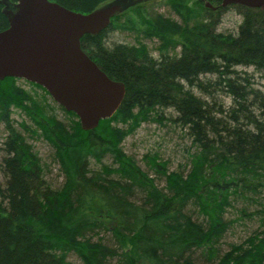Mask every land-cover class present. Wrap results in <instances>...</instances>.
<instances>
[{"label": "trees", "instance_id": "trees-1", "mask_svg": "<svg viewBox=\"0 0 264 264\" xmlns=\"http://www.w3.org/2000/svg\"><path fill=\"white\" fill-rule=\"evenodd\" d=\"M50 1L87 13L108 0ZM221 2L168 0L182 24L150 16L139 3L98 34L83 35V51L125 86L119 108L94 129L82 130L72 112L49 104L42 87L25 81L41 90L37 98L20 79L0 80V124L7 131L0 142V264H66L70 252L83 264H112L113 258L117 264H197L196 253L206 255L207 264H264V220L224 253L217 246L231 200L264 192V91L238 69L264 74V5ZM3 8L0 2V31L8 26ZM228 10L241 17L234 33L216 29ZM112 31L135 34L137 45L109 44ZM139 36L158 42L157 57ZM57 109L69 123L56 118ZM14 110L35 126L21 123L24 131L54 148L61 187L46 181L38 154L12 125ZM164 119L183 129L193 151L187 170L170 171L157 153L144 155L164 181L159 187L121 143L142 123ZM106 155L111 165L102 162ZM104 235L113 246L102 242Z\"/></svg>", "mask_w": 264, "mask_h": 264}, {"label": "water", "instance_id": "water-1", "mask_svg": "<svg viewBox=\"0 0 264 264\" xmlns=\"http://www.w3.org/2000/svg\"><path fill=\"white\" fill-rule=\"evenodd\" d=\"M7 1V0H6ZM150 0H108L87 13L50 0L4 3L8 26L0 31V80L23 79L42 87L83 130L98 126L119 108L125 94L121 81L110 79L83 51L80 38L106 29L111 18ZM250 8L264 0H222L221 5ZM208 8H213L205 3Z\"/></svg>", "mask_w": 264, "mask_h": 264}, {"label": "rangeland", "instance_id": "rangeland-1", "mask_svg": "<svg viewBox=\"0 0 264 264\" xmlns=\"http://www.w3.org/2000/svg\"><path fill=\"white\" fill-rule=\"evenodd\" d=\"M193 3V2H191ZM191 3L188 5L190 6ZM142 8L145 9L150 16L151 15H160L164 18H167L177 24H182L181 17H179L168 5V0H150L142 3ZM136 17V16H135ZM137 18V17H136ZM138 20V19H137ZM241 21V17L234 11L228 10L222 16L220 23L217 26V31L219 32H235L236 27ZM194 19L191 21L193 24ZM110 43H123L137 45L136 35L130 33L129 31H112L109 34ZM140 43L144 44L149 53L155 58L158 56V51L156 46L158 45L156 40L145 39L141 36L137 38ZM180 52V48L176 49V53ZM239 70H246L252 74L253 87L264 91V74L253 70L252 68H242L239 67ZM17 84L21 85L26 90L30 91L32 94L36 93V97L39 98L41 90L31 87L28 83L23 80H18ZM212 88V87H211ZM34 95V94H33ZM49 104L56 105V103L50 98L47 97ZM227 100V98H226ZM168 112H165V115L168 116ZM54 114L58 120L64 124L69 123V118L66 117L65 113L62 110L57 109L54 111ZM13 120L12 125L24 134L27 142L32 146L33 151H35L39 158L41 159L42 164L44 165V177L46 181L53 187H61L64 177L59 169V165L54 159V148L48 144L42 138H35L30 136L26 131L21 128V123L26 124L30 130L34 129L35 126L31 121L25 116V114L20 113L17 110H14L11 114ZM120 126V125H119ZM7 131L3 128V125L0 124V142L5 139ZM190 140L184 137V131L181 127L176 126L172 122L164 119L162 122L151 121L142 123L139 128H137L133 133L127 135L123 142L121 143V148L127 156H130L136 164L144 171L148 172L150 176H154L152 170H149L146 162L144 160V155L150 153H157L161 160L168 161V169L176 170L179 168V165H185L184 169H188L187 159L189 152H192L193 149L190 147ZM103 163L107 165L112 164V158L109 155L103 157ZM92 167L97 168L98 165H95L92 162ZM2 176L0 174V181ZM155 182L159 187L164 185L163 179L155 178ZM264 192L259 193V195H253L250 199L237 198L236 200H231L232 206L226 209V212L223 215L224 221H229V225L225 232L222 234L219 243V254L224 253L229 249V246L232 244H239L247 239L250 235L253 234L256 230H260V223L264 220V213H257L258 210L263 209L264 205ZM245 209L244 213L240 211ZM195 221H201L202 218H197L193 216ZM98 237H94L93 240H97ZM102 242L106 245H112V239L109 235H104ZM193 261L197 264H207L208 260L206 255L201 253H196L194 255ZM66 264H83L80 258L73 252L67 254L65 259ZM112 264H117V258L111 260ZM215 263V262H214Z\"/></svg>", "mask_w": 264, "mask_h": 264}, {"label": "flooded vegetation", "instance_id": "flooded-vegetation-1", "mask_svg": "<svg viewBox=\"0 0 264 264\" xmlns=\"http://www.w3.org/2000/svg\"><path fill=\"white\" fill-rule=\"evenodd\" d=\"M16 0L14 1H10V2H5V5H7L8 7H11V4L14 3Z\"/></svg>", "mask_w": 264, "mask_h": 264}, {"label": "bare ground", "instance_id": "bare-ground-1", "mask_svg": "<svg viewBox=\"0 0 264 264\" xmlns=\"http://www.w3.org/2000/svg\"><path fill=\"white\" fill-rule=\"evenodd\" d=\"M83 130V129H82Z\"/></svg>", "mask_w": 264, "mask_h": 264}]
</instances>
